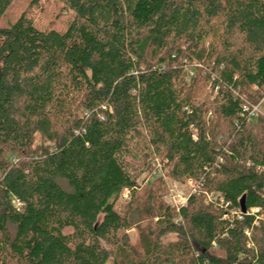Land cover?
Instances as JSON below:
<instances>
[{"label": "trees", "instance_id": "trees-1", "mask_svg": "<svg viewBox=\"0 0 264 264\" xmlns=\"http://www.w3.org/2000/svg\"><path fill=\"white\" fill-rule=\"evenodd\" d=\"M54 2L0 27V264H264V0Z\"/></svg>", "mask_w": 264, "mask_h": 264}, {"label": "rangeland", "instance_id": "rangeland-1", "mask_svg": "<svg viewBox=\"0 0 264 264\" xmlns=\"http://www.w3.org/2000/svg\"><path fill=\"white\" fill-rule=\"evenodd\" d=\"M34 0H16L13 5L9 8L3 19L0 21V27H9L13 23H15L18 18L22 15L25 11H30L33 13L35 17L36 24L41 29H51L54 28L57 31H65L67 30L71 19V16L68 14L67 11L63 10L59 6H57L54 0H39L40 7L39 8H30L32 2ZM189 78L191 80L192 77L195 76L196 71L191 70L188 72ZM260 103V112L258 114V118H264V98L259 102ZM256 117V118H257ZM253 118V119H256ZM159 167V164L155 165V173L153 172L150 176L145 173L140 181L139 185L143 186L145 184H151L156 179L159 178V174H156V169ZM147 177V178H146ZM168 192L164 196L163 200L166 202L167 205H170L172 208L178 210L180 207L187 205L188 199L191 194H193V185L189 183V181L184 183H179L175 180L170 178H165ZM130 191L124 190L121 194L119 201L117 203V210L121 213H125L127 210L128 202L130 201ZM209 200V199H208ZM207 200V201H208ZM210 201V200H209ZM208 203V202H207ZM179 219V218H178ZM141 230H139V224L134 225L131 229L127 231V235L130 239V245L134 252L132 254L140 253L144 254V248L140 238ZM178 240V237L172 235L168 237L165 243L175 242ZM135 255V254H134ZM133 255V256H134ZM132 257H129L125 260L126 263H130ZM227 264V263H223Z\"/></svg>", "mask_w": 264, "mask_h": 264}, {"label": "built area", "instance_id": "built-area-1", "mask_svg": "<svg viewBox=\"0 0 264 264\" xmlns=\"http://www.w3.org/2000/svg\"><path fill=\"white\" fill-rule=\"evenodd\" d=\"M260 105L258 106H253V107H246L245 110L249 112V115L250 117L253 119V118H256L260 112ZM158 174L160 175L161 174V171H158ZM189 183L191 185H193V182L192 181H189ZM193 190H195L194 186L192 187ZM211 201V199H209ZM209 200L207 202H209Z\"/></svg>", "mask_w": 264, "mask_h": 264}, {"label": "water", "instance_id": "water-1", "mask_svg": "<svg viewBox=\"0 0 264 264\" xmlns=\"http://www.w3.org/2000/svg\"><path fill=\"white\" fill-rule=\"evenodd\" d=\"M244 210H245V208H244Z\"/></svg>", "mask_w": 264, "mask_h": 264}]
</instances>
